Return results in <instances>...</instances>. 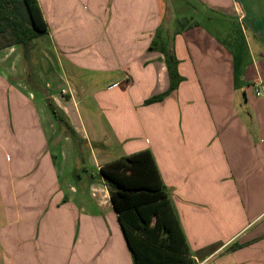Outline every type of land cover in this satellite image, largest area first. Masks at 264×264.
I'll list each match as a JSON object with an SVG mask.
<instances>
[{
	"label": "crops",
	"instance_id": "obj_1",
	"mask_svg": "<svg viewBox=\"0 0 264 264\" xmlns=\"http://www.w3.org/2000/svg\"><path fill=\"white\" fill-rule=\"evenodd\" d=\"M199 1L249 66L164 0H28L46 32L0 48V264H264V0Z\"/></svg>",
	"mask_w": 264,
	"mask_h": 264
},
{
	"label": "trees",
	"instance_id": "obj_2",
	"mask_svg": "<svg viewBox=\"0 0 264 264\" xmlns=\"http://www.w3.org/2000/svg\"><path fill=\"white\" fill-rule=\"evenodd\" d=\"M10 32L13 39L6 43V45H11L15 43H20L25 49V55L28 57L29 50L32 45L33 40L44 34L46 28H43L35 14L32 12L28 0H0V35ZM5 45V46H6ZM30 45V46H29ZM158 47L166 56L167 66L170 73V89L175 90L178 88L182 76L178 69V59L176 57L173 47L166 42H159V40L154 39L151 45V48L154 49ZM2 48V46H0ZM168 94V92L155 94L145 100L146 104L161 101ZM48 103L52 113L55 117L61 121L66 122L65 117L60 112L57 105L52 99H48ZM127 162L130 161V158H124ZM102 174L105 181L109 186L121 193L119 195H125L124 193H136V192H153L152 189L146 186L142 187H127L121 184L113 176L109 175L106 169L101 168ZM121 179V177H119ZM113 201L116 202L115 195H112ZM239 244L232 245L237 247Z\"/></svg>",
	"mask_w": 264,
	"mask_h": 264
},
{
	"label": "rangeland",
	"instance_id": "obj_3",
	"mask_svg": "<svg viewBox=\"0 0 264 264\" xmlns=\"http://www.w3.org/2000/svg\"><path fill=\"white\" fill-rule=\"evenodd\" d=\"M164 2H166L165 4H167L166 20L171 19L172 16L174 17V19H176L175 16H177L181 20L180 26L206 28L208 30H211L212 32L214 31V34L220 37H222L226 32L228 45L231 46L230 51L233 52L237 59L241 57L240 60L242 62V65L249 66L251 64L252 52L250 41L248 38L246 39L243 32L241 31V22L238 20V17H227L216 12L215 10L205 8L199 0H164ZM173 23L175 24V21H173ZM12 39L13 37L9 31L5 34L0 35V46H2V49H4L3 47L6 45V43L11 41ZM23 57L24 59L21 56L19 57V59H22V61L26 62V59H28V57L25 55V49ZM17 62L18 60H16V63ZM55 126H53V132L59 130H55ZM63 127L66 128L65 131H68H66V133L69 135L68 143L76 141L78 139L76 135H73V128H71L67 124L66 127L65 125Z\"/></svg>",
	"mask_w": 264,
	"mask_h": 264
},
{
	"label": "built area",
	"instance_id": "obj_4",
	"mask_svg": "<svg viewBox=\"0 0 264 264\" xmlns=\"http://www.w3.org/2000/svg\"><path fill=\"white\" fill-rule=\"evenodd\" d=\"M63 92H66V90L64 89ZM258 93H260V90H258ZM93 194L96 195L97 192L94 191Z\"/></svg>",
	"mask_w": 264,
	"mask_h": 264
}]
</instances>
